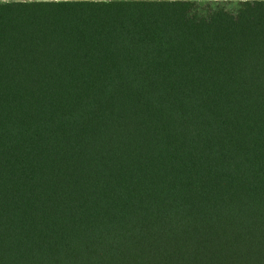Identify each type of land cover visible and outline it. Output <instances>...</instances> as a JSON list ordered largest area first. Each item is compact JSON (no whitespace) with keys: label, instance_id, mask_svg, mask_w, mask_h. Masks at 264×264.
Returning a JSON list of instances; mask_svg holds the SVG:
<instances>
[{"label":"trees","instance_id":"obj_1","mask_svg":"<svg viewBox=\"0 0 264 264\" xmlns=\"http://www.w3.org/2000/svg\"><path fill=\"white\" fill-rule=\"evenodd\" d=\"M0 264H264V0H0Z\"/></svg>","mask_w":264,"mask_h":264}]
</instances>
